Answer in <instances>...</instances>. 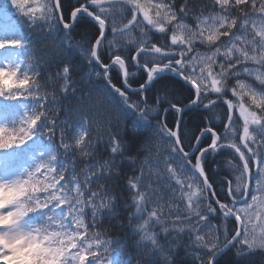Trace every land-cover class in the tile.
<instances>
[{
	"label": "snow or ice",
	"instance_id": "1",
	"mask_svg": "<svg viewBox=\"0 0 264 264\" xmlns=\"http://www.w3.org/2000/svg\"><path fill=\"white\" fill-rule=\"evenodd\" d=\"M11 5L14 13L0 9V100L6 113L12 102L33 104L0 125V152L17 153L38 137L49 144L36 149L30 169L0 175V264H111L112 234L101 221L119 215L117 197L99 189L117 158L132 173L126 226L148 264H175L184 236L201 250L191 253L194 264H257L258 255L264 264V0ZM27 48L21 61L16 50ZM69 50L90 68L74 120L60 118L61 98L81 87ZM126 122L150 132L137 156ZM104 136L109 158L96 160ZM74 148L94 161L82 173L58 158Z\"/></svg>",
	"mask_w": 264,
	"mask_h": 264
},
{
	"label": "trees",
	"instance_id": "2",
	"mask_svg": "<svg viewBox=\"0 0 264 264\" xmlns=\"http://www.w3.org/2000/svg\"><path fill=\"white\" fill-rule=\"evenodd\" d=\"M192 5L199 7L201 4L205 2V0H190ZM0 9L7 10L10 13H14L15 10L11 5V0H0ZM47 30H45L46 32ZM23 32L26 37L31 38L32 41L39 45L44 42L45 37L40 33H33L31 30L24 28ZM75 41L80 40V36L77 33L72 34ZM19 58L21 61H27L28 56L27 53L30 51V48L27 49H20L16 50ZM3 54H0V58H2ZM69 59L72 61L73 64H77L78 68L77 71L74 73L73 79L75 81L80 82V90L76 94H68L61 98V111H60V118L66 119L71 117L72 120L76 119L78 116V101L79 96L87 92L88 90V83L85 82V73H87L90 68L87 65L86 61H83L80 57L78 52L73 50H69ZM24 70H27V65H24ZM55 71L56 69H51ZM41 84L44 87L51 88V85L45 84L44 78L41 79ZM55 89L59 92L60 82L58 81L55 84ZM6 102L0 100V115L3 116L5 123L8 120H19L24 115L25 109L29 111L32 108V101H24L23 107L20 106L19 103L12 102L8 104L9 111L5 112V105ZM218 115L223 117V112L218 111ZM190 119V118H189ZM198 122V121H194ZM126 127L122 130L126 133H132L138 140L135 142V146L132 148L131 154L133 156H137V149L140 147V143L145 140L146 137L150 135V132L147 130H134L130 122H126ZM128 137L126 136V139ZM59 142V138L57 137V143ZM49 141L47 137H38L36 143L26 145L20 149H17V153H8L12 155V160L10 163L11 167H17L19 170H23L28 166V164L32 160H36V157H39V152L36 149L40 146H47ZM97 150L96 160H108L109 153L107 151V137L99 138V141L95 145ZM155 151V149H154ZM3 153V152H0ZM128 155V153H125ZM62 162H68L69 164H73L75 166V170L77 173H82L86 166L91 165L94 163L92 158L89 157H82L79 154L78 149H72L71 152L67 157L60 156L58 157ZM123 158H117L114 162V168L112 169V179H106L101 181L103 185L101 191H108L116 195V205H117V212L119 213L118 216L113 218H104L101 221V230L111 233L112 235L107 237L112 239V244L109 248V252L107 253V258L111 262V264H148V259L145 257L141 252L138 251L135 241L138 239L132 231L126 226L127 225V216L129 214L128 209L125 208L126 203H131L128 198V194L125 191V184H126V176H130L131 170L130 166L126 160L122 162ZM144 160L143 153H140L137 157V166H140ZM221 167L226 168V165L221 162ZM145 178L151 179L153 181L152 187L153 190L167 198V190L165 189L163 183H156L155 175L149 177L147 166H145ZM162 203L164 201H161ZM167 215V213H166ZM157 231L159 229L157 228ZM161 243L165 244L167 247V242L161 238ZM194 251H201L200 249H194L191 244L189 243L188 237L184 236L181 242L180 247L175 249V264H194L193 257L191 255ZM226 260H235V252L231 253L229 256L225 257ZM158 264H162V261L157 258ZM256 261L258 264L259 255L256 257Z\"/></svg>",
	"mask_w": 264,
	"mask_h": 264
},
{
	"label": "rangeland",
	"instance_id": "3",
	"mask_svg": "<svg viewBox=\"0 0 264 264\" xmlns=\"http://www.w3.org/2000/svg\"><path fill=\"white\" fill-rule=\"evenodd\" d=\"M0 125H3V122L0 120ZM8 158L0 156V175H3L1 172L4 170L6 163H7Z\"/></svg>",
	"mask_w": 264,
	"mask_h": 264
}]
</instances>
